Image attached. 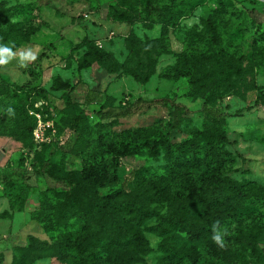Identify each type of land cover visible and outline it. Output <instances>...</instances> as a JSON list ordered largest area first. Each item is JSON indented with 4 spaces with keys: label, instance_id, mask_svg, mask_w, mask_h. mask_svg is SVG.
I'll return each instance as SVG.
<instances>
[{
    "label": "rangeland",
    "instance_id": "1",
    "mask_svg": "<svg viewBox=\"0 0 264 264\" xmlns=\"http://www.w3.org/2000/svg\"><path fill=\"white\" fill-rule=\"evenodd\" d=\"M168 1L178 9L163 24L152 21L157 11L145 0H0V46L12 52L0 67V123L23 132L19 140L0 135V264H65L57 231L41 220L47 207L55 211L54 198L45 205L41 191L64 188L45 173L51 165L60 173L91 157L113 159L127 193L165 186L186 201L187 189L208 179L193 160L178 164L177 152L194 157L180 146L213 127L206 109L218 115L230 155L209 168L264 186V106L255 102L264 91V0L157 4ZM114 10L129 20L113 18ZM29 52L36 58L21 63ZM139 62L142 72L153 67L144 84L119 70ZM79 109L87 114L83 139L65 124ZM121 110L129 114L104 117ZM137 129L144 147L126 134ZM151 207L168 210L166 202ZM258 211L264 223V207ZM155 223L141 227L149 250L136 264L163 256Z\"/></svg>",
    "mask_w": 264,
    "mask_h": 264
},
{
    "label": "trees",
    "instance_id": "2",
    "mask_svg": "<svg viewBox=\"0 0 264 264\" xmlns=\"http://www.w3.org/2000/svg\"><path fill=\"white\" fill-rule=\"evenodd\" d=\"M145 1L157 11L153 22L167 24L168 16L178 9L173 1L160 2L159 5L158 0ZM111 16L125 21L130 18V15L116 10ZM150 45L149 41L146 51ZM141 67L139 62L135 70L124 65L119 70L144 84L152 75L153 67L145 72ZM255 102L264 106V91L259 92ZM178 110L174 105L171 111L174 120ZM206 112L215 123L213 127L194 134L180 146L191 149L194 157L186 159L184 151L177 152L178 164L193 160L202 168L201 175L208 179L202 187L187 189L191 197L186 201L165 186L148 190L139 187L134 193H127L124 183L117 180V162L113 159L100 163L91 157V163L81 169L59 173L51 165L46 170L49 178L64 186L41 191L45 205L49 202V195L55 201V211L51 213L47 207L48 217L41 220L43 223L47 220V228L57 231L54 245L63 263L141 262L149 250L141 227L147 220L155 219L150 230L163 238L158 244L163 253L158 264H264V249L259 246L264 243V223L263 215L258 211L264 207V186L234 182L209 168L227 162L230 155L223 150L227 137L219 125L218 115L209 109ZM128 114L127 110L107 111L104 117L117 118ZM86 115L84 109H79L65 123L81 139L86 128ZM142 132L137 129L126 134L134 135L133 143L144 147L146 139L142 138ZM0 135L19 140L23 132L15 128L5 131L0 123ZM161 145L166 148L164 142ZM165 202L168 206L166 214L151 207V203ZM62 228L67 229L65 233L61 232ZM215 232L220 234L221 243L213 240Z\"/></svg>",
    "mask_w": 264,
    "mask_h": 264
},
{
    "label": "clouds",
    "instance_id": "3",
    "mask_svg": "<svg viewBox=\"0 0 264 264\" xmlns=\"http://www.w3.org/2000/svg\"><path fill=\"white\" fill-rule=\"evenodd\" d=\"M12 52L8 47L0 46V65L8 63V60L11 58ZM36 57L31 53H26L21 55V63L26 60H34ZM12 110L9 109V112ZM213 240L217 243H221V236L218 232H215L213 235Z\"/></svg>",
    "mask_w": 264,
    "mask_h": 264
}]
</instances>
